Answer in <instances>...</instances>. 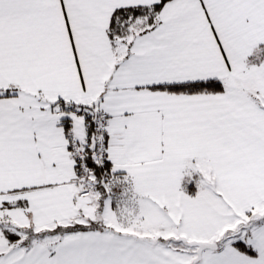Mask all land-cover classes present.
Masks as SVG:
<instances>
[{"label":"snow or ice","instance_id":"snow-or-ice-1","mask_svg":"<svg viewBox=\"0 0 264 264\" xmlns=\"http://www.w3.org/2000/svg\"><path fill=\"white\" fill-rule=\"evenodd\" d=\"M0 264H264V0H0Z\"/></svg>","mask_w":264,"mask_h":264}]
</instances>
